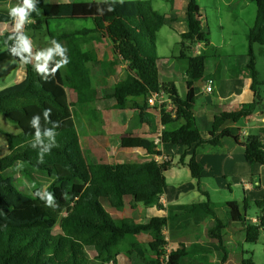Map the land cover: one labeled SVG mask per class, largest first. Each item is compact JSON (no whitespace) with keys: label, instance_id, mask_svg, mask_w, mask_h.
Masks as SVG:
<instances>
[{"label":"trees","instance_id":"obj_1","mask_svg":"<svg viewBox=\"0 0 264 264\" xmlns=\"http://www.w3.org/2000/svg\"><path fill=\"white\" fill-rule=\"evenodd\" d=\"M254 1L258 5V13L254 27L247 35L250 58L247 69L253 80L255 99L240 109L216 115L212 124L214 137L204 139L195 116V85L208 77V56L206 52L195 53L193 47L199 42L209 46L210 31L203 26L198 0H189L188 30L182 34L180 42L179 58L188 62L186 97L179 94L174 82H163L160 77L157 40L167 16L156 9L154 0L60 3L36 0L37 10L43 13V18L39 20L34 11L30 19H37L35 28L47 27L50 41L56 40L67 48L68 72L63 74L60 67L54 75L49 74L45 78L44 74L36 71L37 62L32 60L25 63L26 77L23 80L0 90V114L21 129L14 134L0 128L8 136L10 150L0 158V264H120V254L128 257L130 264H181L188 253L183 244L174 247L169 258L162 260L168 244L166 229L184 228L188 223H201L211 218L215 225L210 229V235L223 244V233L230 223L247 224L245 212L248 199L243 203L228 201L223 208L210 199L200 203L171 205L167 208V215L153 217L147 222L115 218L104 200L119 210L126 206L127 197L133 198L136 204H158L165 209L160 197L165 191V172L170 162L159 163L156 159L118 164L90 161L81 146L73 103L69 101L66 87L73 88L81 102L95 99L96 91L88 66L91 57L83 50L82 42L83 37L89 34H108L115 51L128 63L126 77L114 85L113 97L117 100V108L128 107L130 97L144 96L148 101L153 93L164 91L173 101L175 110L162 108V122L166 126L163 142L182 145L187 150L203 143L219 144L222 136L232 135L228 128L219 134L220 127L227 120L239 122L250 116L263 100L258 86L260 74L254 45H261L264 53V0ZM109 7L113 10L109 11ZM9 13L0 11V23H14ZM89 19L94 21V28L50 29L54 21ZM25 25L30 27L28 23ZM14 32L11 30L0 35V47H8L11 51L16 41L9 37ZM13 57L21 61L20 56ZM60 59L56 55L49 62V69ZM145 105L132 104L141 109ZM48 108H51V112L46 118L44 110ZM35 115H39L40 140L36 137L37 128L31 126V119ZM181 120L183 122L178 123ZM49 130L53 131V138L45 135ZM234 138L246 147L249 162L264 164V144L259 133L249 134L245 139L240 135H234ZM33 144L35 147H32ZM50 144L53 146L44 151ZM122 146L140 147L150 154H162L155 140L148 137L124 136ZM41 154L42 160L39 158ZM18 165L30 180L34 172L55 175L48 190L54 197L53 204H48L47 193L41 188L29 193L15 184L7 171ZM188 165L193 177L198 180L204 178L203 165L196 154ZM256 203L263 209V215L258 223L247 224L245 235L249 243L259 241L264 232V199ZM220 210L225 212L226 218L220 216ZM143 232L150 233L152 237L148 245L131 241V237ZM89 247L96 252L94 258L88 252ZM223 251L225 254L220 264H234L228 262V252L224 247ZM243 264H253V259L247 258Z\"/></svg>","mask_w":264,"mask_h":264},{"label":"crops","instance_id":"obj_2","mask_svg":"<svg viewBox=\"0 0 264 264\" xmlns=\"http://www.w3.org/2000/svg\"><path fill=\"white\" fill-rule=\"evenodd\" d=\"M44 1L47 3H60L103 0ZM180 1L181 6L179 8L178 0H166L170 5L168 7L170 12L166 14V24L170 23L171 29L177 32L181 42L182 34L188 30L187 10L189 0ZM198 1L203 15V26L210 31V45L206 46L205 43L199 42L193 47V51L202 53L206 52V49H212V53H207L206 73L208 77L198 81L195 85V116L201 135L204 139H210L214 137L212 124L216 115L224 111L240 109L244 105L251 104L255 99V91L252 89L253 80L247 69V63L250 59L248 56L249 41L247 35L256 23L258 5L254 0H222L224 9L233 10L232 16L238 26H228L219 19V30L215 38V32L210 26L206 9L201 5L200 0ZM0 2L3 3L0 4V11L10 12L11 8L22 5L23 0H2ZM216 3H218V0H216ZM173 10H175V14L172 12ZM38 12L39 14L36 12V15L40 20L43 18V13ZM31 20L33 22L28 23L30 27L27 28L25 25L23 31L31 38L32 43L35 42L33 53L53 46L49 35L44 39L37 37L40 34V28L34 27L37 19L32 18ZM15 22L0 23V35L15 30ZM75 22L76 20L54 21L50 24V29L53 31L57 29L68 30L66 25ZM87 23L90 24L70 30L95 27L93 20ZM58 24H60L59 28L56 27ZM241 31L243 34L240 35ZM160 33L161 31L158 34V40L160 39ZM83 38V50L87 51L91 57L88 66L91 70L92 83L96 91L95 99L90 102H81L78 93L73 88L66 87V89L69 101L73 103V114L79 130L81 146L88 159L92 162L110 164L137 163L152 159H156L159 163L170 162L165 172L167 184L164 193L160 197V203L165 206V209L158 204L152 206L136 204L133 198L127 197L126 206L120 210L105 201L104 204L110 213L117 219L133 218L139 222H147L153 217L167 215V208L171 205L200 203L210 199L223 208L228 201L234 200L233 196L240 193L242 198L236 201L243 203L245 199H248L260 211V215L248 217L249 203L245 212L247 224L258 223L260 216L263 215V209L257 205L256 201L264 199V164L249 162L246 158V147L239 143L234 135H240L242 139H245L249 134L259 133L264 144V68H259L261 63L259 57L264 58L262 46L259 44L254 45L257 68L260 74L258 86L263 98L260 106L253 114L239 122L227 120L220 127L218 133L220 134L228 128L231 130L232 135L222 136L219 144L203 143L194 145L187 150L185 146L162 141V135L166 129L162 122V108L150 104L149 98L146 101L144 96L130 97L128 107L123 109L116 107L117 100L113 97L114 85L126 77L128 63L115 51L113 40L108 34L93 33ZM158 40L157 51L160 58L159 73L161 80L163 82H174L179 94L186 97L188 93L186 76L188 62L186 59L179 58L178 55H172L171 57L161 55ZM4 48L8 47H0V50ZM55 58L56 55L54 54L53 59ZM0 60H3L1 52ZM32 60L36 62L34 56ZM61 69L63 74H67V65L62 66ZM16 73V83L26 77V66L23 61H19ZM209 79H213L215 82L212 93L205 90ZM134 102L146 104L145 108L132 106ZM167 105L168 103L165 104V108ZM182 122L181 120L178 123ZM81 129L84 131V135ZM20 131L19 128L15 130L14 134ZM124 136H141L153 139L158 144V149L162 151V154H150L140 147H123L122 138ZM194 154L203 165L204 178L201 180L193 177L191 168L188 165ZM218 196L222 197L221 201L217 199ZM194 224L196 225L188 229L178 227L173 230H165V233H169V235L175 233V247L180 246L178 245V238L185 235V230H187L186 235H192L193 241L189 245L188 253L181 264H220L225 254L223 247L228 252V262L243 264L245 259L252 258L253 264H264V232H262L259 241L249 243L246 241L245 235L247 224L230 223L224 230L223 244H219V242H206L204 241L205 238H200L202 237L200 235L201 231L206 233L210 224L204 221L201 223L194 222ZM142 235H148L149 238L145 239V236L140 238ZM135 237H131V241L144 245H148L152 239L148 232H143Z\"/></svg>","mask_w":264,"mask_h":264},{"label":"rangeland","instance_id":"obj_3","mask_svg":"<svg viewBox=\"0 0 264 264\" xmlns=\"http://www.w3.org/2000/svg\"><path fill=\"white\" fill-rule=\"evenodd\" d=\"M168 2V1H167ZM166 2V0H155L154 1V6L156 9L160 10L164 14H168L170 12L169 10V4ZM201 5L206 9V15L208 16L210 26L214 29L213 31L214 36L216 38V33H218L219 27H218V22L219 19L221 21H224L225 24L228 26H238V23H236L235 18L232 16L233 10L229 9H224L223 8V3L222 0H218V3H216V0H200ZM0 4H3L0 2ZM177 4H179V8L181 6V1L178 0ZM175 14V10L172 11ZM178 15V14H177ZM179 16V15H178ZM171 18V15L169 16ZM91 20H76L75 23L66 25V29H74L76 27H81V26H87L86 24ZM60 24L56 25L57 28H59ZM65 26V25H64ZM61 30V29H57ZM40 34L37 36L40 39H44V37L48 36L47 32V27H43L42 29L39 30ZM240 35L243 34L242 31L239 33ZM35 45V42H33V46ZM258 45V44H257ZM158 46H159V52L161 55H167V57H171L172 55H178L180 54V38L175 30L171 29V25L166 24L163 29L161 30L160 33V39L158 40ZM261 46V45H260ZM241 50V49H239ZM0 52L3 54V60H0V90L4 89L6 87H9L11 85H14L16 83V76H17V68L19 66V61L12 56L8 48H4L0 50ZM206 53H212V49H206ZM259 57V56H258ZM261 60L260 63V69L264 68V58L259 57ZM68 66V64H66ZM65 67V65H64ZM0 128L3 129L6 132L9 133H14L15 130H18L19 127L17 124L13 123L10 121L7 117L4 115L0 114ZM82 130V129H81ZM82 134L84 135V131L82 130ZM9 146H8V140L7 136L5 133L0 131V158L4 157L5 155L8 154L9 152ZM7 173L13 178L15 184L22 190L27 191L29 193H32L35 189L41 188L44 190L45 193H48L49 187L54 179V176L51 175V173L46 172V173H40V172H34L33 174V179L30 180L21 170V166L18 165L15 168H11L7 171ZM239 198H242V194L238 193L237 196H233L234 200H237ZM219 201H221L222 197L218 196L217 198ZM106 200H104L105 203ZM250 203V208L248 209V217L252 216H258L260 215L259 209L256 207V205L253 202ZM107 205V204H106ZM220 216L225 217V212L220 210ZM204 222H207V224H210L208 231L203 233L201 231V239H204L206 242H218V240L212 238L210 235V229L215 225V221L211 218L205 219ZM194 224L193 222L188 223L185 225V229H188L190 227H193ZM185 230V235L180 236L178 238L179 243L178 245H185L186 249L190 247L189 245L192 243L193 238L192 235H186ZM227 231L225 232V234ZM168 244L167 247L173 246L175 247V236L172 233L169 235V233H165ZM180 234V233H179ZM147 239L149 238L148 235H142L140 238ZM174 236V238H172ZM135 237V236H133ZM136 238V237H135ZM173 242V243H172ZM88 252L91 256V258L95 257V250L93 248H88ZM118 260L120 261V264H130L129 258L126 257L124 254H120L118 256ZM98 264H105V263H98Z\"/></svg>","mask_w":264,"mask_h":264},{"label":"clouds","instance_id":"obj_4","mask_svg":"<svg viewBox=\"0 0 264 264\" xmlns=\"http://www.w3.org/2000/svg\"><path fill=\"white\" fill-rule=\"evenodd\" d=\"M109 11H112L113 9L109 7ZM37 12L39 14L37 7H36V0H23L22 5H18L16 7L11 8L10 10V16L16 21L15 22V32L10 39H14L16 41V45L11 49L13 55L20 56L21 61L24 63H29L32 61L33 56L35 57V60L37 63H35V69L38 73L44 74L45 78L47 75L52 74L54 75L55 72L62 66L69 63V58L66 55L67 49L62 46L58 41L52 40L51 44L53 46L37 51L36 53H33V43L31 38L26 35L23 31L24 26L26 23H32L33 21L30 19V15L32 12ZM27 53V55H24ZM55 55H58L61 57L60 60L55 62V66L49 69V62L53 60V57ZM51 112V108L44 110V116L47 118L49 113ZM57 125H59V122H56ZM31 126L37 128L36 137L38 140H40L41 133L39 131V115H35L31 119ZM46 136L49 138L54 137V133L52 130H49L45 133ZM43 141H41L42 143ZM53 145L50 144L47 146V148L44 149V151H48ZM32 147H35V144L32 145ZM39 158L42 160V154L39 156ZM47 201L48 204H53L54 197L51 193H47ZM66 195V194H65ZM57 205H55L56 207Z\"/></svg>","mask_w":264,"mask_h":264},{"label":"built area","instance_id":"obj_5","mask_svg":"<svg viewBox=\"0 0 264 264\" xmlns=\"http://www.w3.org/2000/svg\"><path fill=\"white\" fill-rule=\"evenodd\" d=\"M197 53H200V52H197ZM214 87H215L214 80L209 79L207 81L205 90L206 92L212 93L214 90ZM149 103L152 105H158L161 108L165 107V104L168 103V105L166 106V109H168L169 111L175 110V105L173 101L169 98V96L164 91L153 93L151 97L149 98ZM173 249H174L173 246L166 247V254L162 256V260H167L169 258L170 253L173 251Z\"/></svg>","mask_w":264,"mask_h":264}]
</instances>
